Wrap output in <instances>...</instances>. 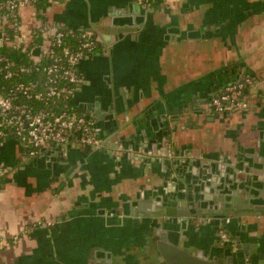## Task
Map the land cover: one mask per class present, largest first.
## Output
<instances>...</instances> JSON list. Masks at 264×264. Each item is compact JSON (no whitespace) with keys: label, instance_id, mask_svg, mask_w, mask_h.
Returning <instances> with one entry per match:
<instances>
[{"label":"crops","instance_id":"crops-1","mask_svg":"<svg viewBox=\"0 0 264 264\" xmlns=\"http://www.w3.org/2000/svg\"><path fill=\"white\" fill-rule=\"evenodd\" d=\"M21 14L27 30L37 19ZM42 18L98 39L71 103L104 146L29 159L0 142V264H159L167 209L166 237L188 254L264 264V0H52ZM245 74L260 81L249 107L213 115L210 96ZM209 208L245 214L226 228L233 249L198 223Z\"/></svg>","mask_w":264,"mask_h":264},{"label":"built area","instance_id":"built-area-1","mask_svg":"<svg viewBox=\"0 0 264 264\" xmlns=\"http://www.w3.org/2000/svg\"><path fill=\"white\" fill-rule=\"evenodd\" d=\"M34 0H5L0 2V46L4 43L18 47L21 43H29L36 33H41L42 43L36 45L32 52L36 65L40 59H46L47 64L36 66V71H41L46 76L42 85L36 82L17 81L7 94L0 91V136L5 135L2 129H9L17 141L40 150L46 144L64 146L68 142L99 150L104 146V140L99 137L94 122L83 113L75 112L74 106L59 109L53 97L72 98L82 80L77 70L78 63L100 48L99 42L90 40L89 31H80V42L71 47L65 44L68 33L59 26L43 22L44 8L37 12L33 8ZM47 4L52 0H46ZM144 6L151 7V0H144ZM29 7L33 10L36 22L29 29L24 28L22 9ZM12 30L11 37L6 33ZM97 42V43H96ZM98 49V50H96ZM0 61H3L0 58ZM10 63L4 66L5 79L15 80L20 74L29 72L27 67L8 69ZM256 81L251 77L240 79L225 85L222 90L210 96L206 106L213 115L232 114L244 111L249 107V93ZM20 94L25 99L42 101V109H35L29 104L16 103ZM71 95V96H70ZM73 109V111H72ZM75 110V111H74ZM36 151H32L31 155ZM199 223L210 222V218L199 219ZM222 242L229 241L226 232L219 230Z\"/></svg>","mask_w":264,"mask_h":264},{"label":"trees","instance_id":"trees-1","mask_svg":"<svg viewBox=\"0 0 264 264\" xmlns=\"http://www.w3.org/2000/svg\"><path fill=\"white\" fill-rule=\"evenodd\" d=\"M5 0H0V2H3ZM144 1V0H143ZM165 0H151V7L154 9L159 8L164 4ZM47 2L46 0H34L32 3L33 8L37 12V17H41L39 15V12L45 8ZM43 17V16H42ZM66 33H68L67 38L65 40V44L71 46L72 48L77 46L80 42V33L79 30L71 31V30H65ZM6 33L11 37L12 35V30L7 28ZM88 37L90 40L95 42V36L94 35H89ZM42 43V35L41 33H36L34 35L33 40H31L29 43H21L18 47H12L11 45L4 43L0 46V58L3 59V61H0V91L2 93L7 94L9 90L11 89L12 85L16 83L17 81H24V82H36L37 85H42L46 81V76L43 74L41 71H36L35 67L36 66H42L48 63V61L44 59H40V61L36 64L33 60L32 55H35V52H32V49L37 45H40ZM97 43V42H96ZM99 49V47H98ZM96 49V50H98ZM9 62L11 66H9L8 69H15L19 67H27L29 69V72L26 74H20L19 76L16 77L15 80L11 79H5L4 73L5 70L4 66L5 64ZM251 77L253 81H256L254 77L251 75L245 74L242 77ZM72 92L71 94H73ZM71 96V95H70ZM50 102L55 101L59 109H62L63 106L67 108H71L73 105L71 103L72 98L69 97L68 99H64L63 97H53L49 100ZM16 103H25L31 105L35 109H42L43 103L42 101H33L30 99H25L23 96L18 94L16 100ZM73 111V109H72ZM75 111V110H74ZM77 113H82L80 111H75ZM5 135L0 136V142H3L7 139H14L17 143L18 147V152L20 155L23 157H27L29 159L36 158L42 153L39 152L38 149L31 147L29 145H25L23 143H20L17 141L15 136L11 133V131L7 129H2ZM32 151H36L35 154L31 155ZM8 169L3 166L0 163V190L4 185V179L6 175L8 174Z\"/></svg>","mask_w":264,"mask_h":264},{"label":"water","instance_id":"water-1","mask_svg":"<svg viewBox=\"0 0 264 264\" xmlns=\"http://www.w3.org/2000/svg\"><path fill=\"white\" fill-rule=\"evenodd\" d=\"M88 31H90V30H88ZM224 115H226V114H222L221 116H224ZM85 116L87 118H90L86 114H85ZM69 144H70V142H68L66 145H69ZM111 146H113V145H111ZM51 148L59 150L60 146H57V145H54V144H46L44 147H42L39 150V152L44 154V153H47V151H50ZM247 206H246V204H241L240 207L245 208ZM235 208H236V210H238L237 209L238 207H235ZM200 209L203 212L207 211V209H205L202 206H200ZM229 209L232 210V208L230 206H229ZM208 211H209L208 213H203L204 215L201 218H199V219L210 218L211 222H213L215 224H217V223L221 224V226H223L225 229L227 228V226H228V224L230 222L231 216L232 217L235 216L237 219H240V217L245 215L244 213L238 212V211H237L236 214H227L226 212H228V211H226L225 209L223 210V214H220V215H218V213L221 212L220 209L217 210V209L209 208ZM192 213L194 215H196L197 211L194 210ZM161 214L165 215V217H167V218H164L161 221V223L159 222L158 225H155V227H156L155 239L158 240L156 246H157L158 250L160 251V253L162 255V258H158L159 264H166V263L167 264H217L216 261H214V260L206 259L205 257L204 258H202V257L200 258L199 256H196L195 254L194 255L193 254H188L185 250L179 248L177 245H175L174 243L170 242L167 239V237H166L167 233H166L165 230H163V227H164L165 224H168L170 222H174V220H171L168 217L174 216L176 213L172 209H167L164 212L161 211ZM212 214H217V215H212ZM257 214H259V213H257ZM156 215H159V214H155V215H152V216H156ZM218 216H220V217H218ZM197 217L198 216H195V218H197ZM190 221H191V219L189 218L188 222H190ZM160 227H161V231L158 232L157 229L160 228ZM229 237L231 239V236H229ZM233 243H234V241H233ZM229 252H230L229 255L226 254V256H227L226 259H227V262H228L227 264H234V263H232V257L235 254H237V253H235L232 250H230Z\"/></svg>","mask_w":264,"mask_h":264},{"label":"flooded vegetation","instance_id":"flooded-vegetation-1","mask_svg":"<svg viewBox=\"0 0 264 264\" xmlns=\"http://www.w3.org/2000/svg\"><path fill=\"white\" fill-rule=\"evenodd\" d=\"M141 4H142V6H144L143 0H141ZM144 7L147 8L146 6H144ZM89 30H91V31H89V33L93 34V32H92L93 29L90 28ZM204 219H206V218H204ZM198 220H199V219H198ZM210 222H211V221H210ZM210 222H209V223H210ZM198 223H199V221H198ZM203 223H206V222H203ZM220 229H223V230L226 232L229 241H227V242H222V240L220 239V236H219V230H220ZM216 236H217L216 239H218V242H219L220 244H222V245H224V246H226L227 248H230V249H233V248L235 247V245H234L232 239H230V237H229L230 235H229L228 231H227L223 226H221V224H218L217 231H216Z\"/></svg>","mask_w":264,"mask_h":264},{"label":"rangeland","instance_id":"rangeland-1","mask_svg":"<svg viewBox=\"0 0 264 264\" xmlns=\"http://www.w3.org/2000/svg\"><path fill=\"white\" fill-rule=\"evenodd\" d=\"M259 82H260V81H259ZM259 82L255 83V84H254V87H256V86H257V84H258ZM252 89H253V88H252Z\"/></svg>","mask_w":264,"mask_h":264}]
</instances>
